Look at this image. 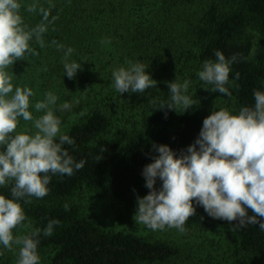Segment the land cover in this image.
I'll use <instances>...</instances> for the list:
<instances>
[{"label":"trees","instance_id":"trees-1","mask_svg":"<svg viewBox=\"0 0 264 264\" xmlns=\"http://www.w3.org/2000/svg\"><path fill=\"white\" fill-rule=\"evenodd\" d=\"M21 15L29 27L41 20L38 13ZM50 17L57 19L44 34L45 47L30 46L38 55L26 54L7 69L14 86H28L35 93L34 105L47 91L58 96L57 106L74 103L64 113L53 106L64 134L75 145H64L84 167L72 176L52 175L47 196L31 203L20 201L26 215L13 233L43 229L51 219L59 220L51 236H39L38 253L46 264H175L178 246L152 240L129 231H110L83 216L80 208L66 202L81 188L110 194L128 214L136 211L137 196L150 191L142 170L156 155L153 143L168 145L179 152L193 144L203 120L215 110L207 91L190 85L194 106L185 113L161 109L169 102L167 82L198 79L205 60H215V51L231 64V101L224 109L233 114L241 107L254 106V90L264 91V0H53ZM40 6L49 7L48 0ZM104 39L111 43L102 44ZM73 48L71 60L82 62L74 79L63 73V51L55 44ZM128 61L143 63L157 81L142 93H124L112 86V71L127 67ZM238 79H234L236 74ZM200 84V83H198ZM79 90V91H78ZM87 90V91H85ZM78 101V102H77ZM221 109V108H220ZM34 117L42 115L30 106ZM167 113V115H165ZM131 114V121L127 117ZM128 118V119H127ZM135 119V120H134ZM125 124L116 128V123ZM16 131L34 132L31 121L20 119ZM160 182H157L159 187ZM13 182L0 186V195L11 198ZM64 204L69 207L66 210ZM200 227L216 222L230 245L231 264H264V231L258 225L239 228L228 221L209 217L196 206ZM249 214H253L249 210ZM0 255L5 261L6 251Z\"/></svg>","mask_w":264,"mask_h":264},{"label":"clouds","instance_id":"clouds-1","mask_svg":"<svg viewBox=\"0 0 264 264\" xmlns=\"http://www.w3.org/2000/svg\"><path fill=\"white\" fill-rule=\"evenodd\" d=\"M22 4L23 0H0V186L13 182L11 198L0 195V255L2 250L15 249V264H40L39 236H51L60 222L51 219L43 229L14 235L13 230L27 219L20 201L31 203L32 197L47 196L52 175L72 176L86 161H76L64 147L75 145V140L61 132L62 122L53 107L57 106L58 96L47 91L43 100L33 105L32 88L14 86L13 75L7 70L26 54H39L30 41L45 47L44 34L57 19H49L55 6L53 0H48V8L40 6V0H31L25 11L40 14L41 20L29 27L21 15ZM52 43L63 51L64 76L74 79L82 70V62L70 59L73 48ZM101 43L111 41L104 39ZM214 55L215 60L202 63L198 79L211 86L205 90L231 98L229 74L236 56L226 59L219 50ZM238 78L237 73L234 79ZM112 81L121 96L139 94L157 84L138 61H128L127 67L113 69ZM191 83L189 79L181 83L177 78L167 82L169 102L161 109L177 112L182 107L185 113L192 108L194 101L188 94ZM253 97L254 106L241 107L236 114L224 108L213 110L203 120L194 143L179 154L168 145L153 143L156 155L142 170L145 187L150 191L143 197L137 196L135 223L153 231L168 227L184 232L189 217L196 213V205L214 219L229 224L236 221L233 225L239 228L258 225L264 231V91L254 90ZM30 106L42 115L34 117ZM57 107L65 111L72 104L65 101ZM20 119L31 121L35 131H16ZM64 207L67 210L69 205Z\"/></svg>","mask_w":264,"mask_h":264},{"label":"rangeland","instance_id":"rangeland-1","mask_svg":"<svg viewBox=\"0 0 264 264\" xmlns=\"http://www.w3.org/2000/svg\"><path fill=\"white\" fill-rule=\"evenodd\" d=\"M198 79V78H197ZM200 83V84H198ZM192 87L198 85L201 88L211 87L205 85L199 79L190 84ZM215 110L223 108L228 97L220 93H213L206 90ZM72 106L74 103H71ZM229 106L231 101L228 102ZM72 108V107H71ZM71 110H65L64 113ZM131 121V114L127 116ZM127 118V119H128ZM135 120V119H134ZM125 124L116 123V128H123ZM63 131V127H61ZM66 202L75 204L80 208L83 216L94 220L102 228L110 231H129L140 234L152 240H163L173 243L180 249V255L175 264H231L230 245L225 239L221 227L213 222L208 229L200 227V219L196 210L195 215L189 217L185 231L180 232L175 228L165 227L164 230L153 231L145 225L134 221V214H128L126 207L114 199L112 195L102 192H91L86 188H81L73 197ZM22 235L16 232L14 235ZM7 257L4 260L16 261V251L5 250ZM40 264H46L42 258Z\"/></svg>","mask_w":264,"mask_h":264}]
</instances>
